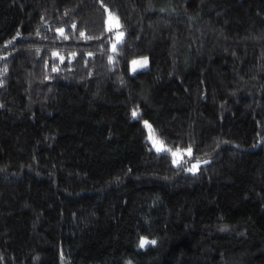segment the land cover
<instances>
[{
    "label": "trees",
    "instance_id": "16d2710c",
    "mask_svg": "<svg viewBox=\"0 0 264 264\" xmlns=\"http://www.w3.org/2000/svg\"><path fill=\"white\" fill-rule=\"evenodd\" d=\"M0 72V264H264V0H0Z\"/></svg>",
    "mask_w": 264,
    "mask_h": 264
},
{
    "label": "snow or ice",
    "instance_id": "6c2138e0",
    "mask_svg": "<svg viewBox=\"0 0 264 264\" xmlns=\"http://www.w3.org/2000/svg\"><path fill=\"white\" fill-rule=\"evenodd\" d=\"M109 26H108V31H112L114 28L115 29H119L122 27V25L120 24L119 21V17L116 16L114 13L109 12V22H108ZM75 27V26H74ZM58 31L61 33V35L64 34V29H58ZM19 35V34H18ZM81 36H84L85 34L83 32L80 33ZM125 36L124 31H117L115 33V39H116V43H114L112 45V51L116 52L118 50L117 46L119 44H121L123 42V38ZM87 38H91V37H87ZM15 39V37H14ZM65 39H67V37L65 36ZM10 43V42H9ZM53 55H59L58 53H53ZM73 56H75V53L72 54ZM89 55H92V53H89ZM61 60H63V57H61ZM114 61V57H109V62L112 63ZM132 64V71L136 72L138 69H143L146 68L148 65V58L147 57H143L142 59H134L131 61ZM7 69L5 68L4 71H6ZM57 69L53 68V71H56ZM3 73L0 72V75H2ZM0 83H2V81H0ZM132 117L134 119L140 118V114L138 109H134L132 111ZM144 125L145 127L148 129V140L152 143L153 148H155V150L157 152H167L170 153L173 156V163L179 165L181 163V161L184 158V155H188L191 156L192 155V146L188 145V147L186 149L181 150L179 147L176 148L175 151L172 150V148L168 147L167 145H165L164 141L159 139L157 134H156V130L152 127L151 124H149L148 121H144ZM201 163H207V161H201L199 158H197L196 163L193 164L190 168L187 169V171L189 172H193L195 173L196 171L199 170V165ZM156 243L155 240H148L145 237H141L139 240V247L140 248H144L145 246L152 244L154 245ZM128 264H131V261L128 262Z\"/></svg>",
    "mask_w": 264,
    "mask_h": 264
},
{
    "label": "rangeland",
    "instance_id": "374dc122",
    "mask_svg": "<svg viewBox=\"0 0 264 264\" xmlns=\"http://www.w3.org/2000/svg\"><path fill=\"white\" fill-rule=\"evenodd\" d=\"M108 22H109V15H108V19H107V25H109ZM113 44H114V43H113ZM113 44H112V45H113ZM142 58H143V57H137V58H134V59L138 60V59H142ZM134 59H133V60H134ZM131 69H132V64L130 63V71L133 73V71H132ZM148 134H149V132H148ZM151 144H152V143H151ZM172 150L175 151L176 149H172ZM181 150H183V149H181ZM172 157H173V156H172ZM195 163H196V161H193L192 164H191V166H192L193 164H195Z\"/></svg>",
    "mask_w": 264,
    "mask_h": 264
}]
</instances>
